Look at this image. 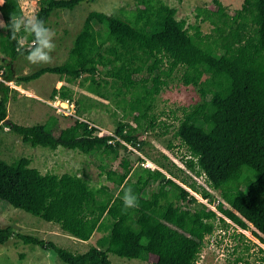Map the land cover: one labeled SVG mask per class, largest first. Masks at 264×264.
<instances>
[{
	"label": "trees",
	"instance_id": "obj_1",
	"mask_svg": "<svg viewBox=\"0 0 264 264\" xmlns=\"http://www.w3.org/2000/svg\"><path fill=\"white\" fill-rule=\"evenodd\" d=\"M85 1L38 0L35 16L47 27L53 11L71 10ZM244 2L254 8L253 17L239 9L233 14L223 11L203 19L211 25L206 33L199 24L188 25L186 19L177 18V9L166 0H134L135 7L125 17L94 10L86 16L63 63L16 76L13 63L21 55L19 40L23 39V55H27L34 37L22 29L16 40L11 38V18L26 15L19 0H4L0 5L4 22L0 128L8 127L24 143L51 149L61 146L90 156L109 154L119 145H130L139 153L138 133L153 130L157 120L155 98L143 84L164 87L175 71L206 104L176 118L173 136L185 147L183 167L163 153V161L144 157L160 169L140 167L133 174L132 163L122 159L115 169L100 165L106 183L92 186L75 173H42L28 157L10 162L0 158V201L56 224L78 240L100 233L86 251L76 253L52 241L16 233L10 226H0V243L15 236L53 252L65 264H111L109 254L152 264H195L215 222L228 223L189 190L209 201L218 199L217 210L225 218L264 243V0ZM139 67L143 73L137 78ZM44 73L56 74L62 82L52 89L51 97L69 101L73 88L64 78L86 74L85 90L103 99L115 98L131 123L119 120L112 134L99 136L95 126L79 119L72 130L58 134L42 123L21 125L9 120L12 89L6 82L27 83ZM173 147L171 141L166 145L168 150ZM144 158L138 156L139 162ZM197 177L205 185L198 184ZM155 183L164 184L163 189H150ZM128 187L139 206L123 211L121 198ZM209 189L224 196L216 198ZM259 250L260 264H264V250Z\"/></svg>",
	"mask_w": 264,
	"mask_h": 264
},
{
	"label": "rangeland",
	"instance_id": "obj_2",
	"mask_svg": "<svg viewBox=\"0 0 264 264\" xmlns=\"http://www.w3.org/2000/svg\"><path fill=\"white\" fill-rule=\"evenodd\" d=\"M217 1L219 3L216 0H182L181 2L166 0L169 5L177 9V18L186 19L188 25L199 24L205 33L211 30V25L203 19L223 11L233 14L239 9L247 17L254 16V8L246 4L244 0ZM19 2L26 17L35 15L38 0H19ZM134 7V0H87L71 10L53 11L47 26L55 33L53 42L56 47L51 53V63L42 66L33 65L25 58L27 55H20L13 63L15 75L30 74L42 67L63 63L67 59L73 40L89 12L96 10L125 17ZM2 60L3 55L0 52V66H3ZM142 73L143 69L139 67L136 77H140ZM180 74V71H175L164 87L151 83L143 84L146 92L155 98L153 113L157 120L153 130L138 133L142 140L139 153L136 149L132 150L120 145L116 146L115 150L109 154H95L94 156L61 146L56 149L42 146L33 147L24 143L21 137L11 132L8 127L2 126L0 128V158L10 162L18 157H28L31 166L36 167L42 173H75L87 178L92 186L106 183V178L99 168L100 165L105 169H115L122 159H127L132 163L133 174L142 167L138 156L163 161L164 153L172 162L183 167L182 159L186 154L185 147L173 136L177 125L176 118L181 117L185 110H190L194 106L201 110L206 102L203 101L195 87L184 85L181 82ZM59 79L60 77L56 74L44 73L38 79L27 83L11 81L9 86L12 91L7 103L8 119L21 125L42 123L56 134L62 129L72 130L75 119L87 121L90 126H95L98 129L97 133L99 132L101 135L112 134L119 120L131 123V117L123 115L122 105H116L115 98L109 96V98L103 99L85 90L86 74L80 77L64 78L66 83L73 88L70 103L74 105V113L66 114L59 111L57 107H71L67 102H61L60 99H58L59 102H56L57 107L52 102L57 100L56 97H51L52 89L58 88L62 84L61 81L58 84ZM221 93L225 95V91H221ZM77 100L80 102L76 104ZM81 106L84 107L82 111L79 109ZM64 111L67 109L65 108ZM169 141L174 145L170 150L166 149ZM96 149L101 150L99 146ZM195 179L198 184L205 185L202 177ZM163 187L164 184L155 183L151 185L150 189H163ZM209 191L216 198L221 199L224 196V193L218 190L209 189ZM226 219L227 225L215 222V230L211 235L205 237L204 246L198 254L195 264H260L262 254L259 249L264 250V243L255 238L249 230H243ZM0 226H10L16 233L52 241L73 253L86 251L100 236V233L95 232L89 240L75 239L62 231L58 225L15 208L5 201H0ZM108 257L111 264H152L151 261L127 259L114 254H109ZM0 264L65 263L53 252L37 245L25 244L17 237L12 236L6 242L0 243Z\"/></svg>",
	"mask_w": 264,
	"mask_h": 264
},
{
	"label": "clouds",
	"instance_id": "obj_3",
	"mask_svg": "<svg viewBox=\"0 0 264 264\" xmlns=\"http://www.w3.org/2000/svg\"><path fill=\"white\" fill-rule=\"evenodd\" d=\"M4 0H0V5H3ZM0 26H4V22L0 21ZM23 32L34 37L32 47L27 50L28 54L25 57L31 64L42 66L49 64L52 61L51 53L55 50V33L45 26L42 20H39L35 15L28 17H12L10 22V33L13 40L17 39V34ZM24 41L19 40L17 48L18 53L24 54ZM123 202V211L134 209L139 206L138 198L133 194L131 187L124 190V195L121 198Z\"/></svg>",
	"mask_w": 264,
	"mask_h": 264
},
{
	"label": "built area",
	"instance_id": "obj_4",
	"mask_svg": "<svg viewBox=\"0 0 264 264\" xmlns=\"http://www.w3.org/2000/svg\"><path fill=\"white\" fill-rule=\"evenodd\" d=\"M0 80H2V79H0ZM8 85L9 84H11V81H9V82H6ZM56 98H57V100H55V101H52L53 102V104H54V106L55 107H57V105H56V102H59L58 101V97L57 96H55ZM60 101L61 102H67L71 107H57V109L59 110V111H63V113H66V114H73L74 113V105H73V103H70V101L69 100H67V99H65V100H61L60 99ZM67 104V105H68ZM65 108L67 109V111H64L65 110ZM99 136H101V134L98 132L97 133ZM138 141H141V138L140 137H138ZM109 142H113V140H109ZM122 142V141H121ZM123 143V142H122ZM127 147H129L130 149H132V150H134L135 148H133V147H131L130 145H127ZM142 158H144L143 156H142ZM140 166H142V167H147V168H150V169H160L158 166H156V165H154L153 163H151L150 161H148V160H146L145 158H144V161H141L140 162ZM190 191V193L199 201V202H201V203H203L207 208H209V209H211L212 211H214L216 214H217V216L218 217H223L224 219H226L225 218V216H223L218 210H217V204H218V199H215V200H213V201H209L208 199H206V198H202L200 195H198V194H196L195 192H193V191H191V190H189ZM227 220V219H226Z\"/></svg>",
	"mask_w": 264,
	"mask_h": 264
},
{
	"label": "crops",
	"instance_id": "obj_5",
	"mask_svg": "<svg viewBox=\"0 0 264 264\" xmlns=\"http://www.w3.org/2000/svg\"><path fill=\"white\" fill-rule=\"evenodd\" d=\"M2 72V71H1ZM59 84L61 83L59 80H58Z\"/></svg>",
	"mask_w": 264,
	"mask_h": 264
}]
</instances>
